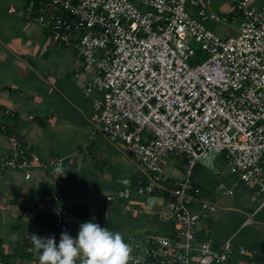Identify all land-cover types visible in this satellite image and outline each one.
I'll return each mask as SVG.
<instances>
[{"label": "built area", "instance_id": "1", "mask_svg": "<svg viewBox=\"0 0 264 264\" xmlns=\"http://www.w3.org/2000/svg\"><path fill=\"white\" fill-rule=\"evenodd\" d=\"M211 1L20 0L7 7L39 23L48 46L72 48L86 68H95L83 85L93 100L94 132L128 144L139 170L133 185L106 200L132 192L165 200L160 217L170 234L128 235L133 264H221L236 251L260 264L262 252L234 236L219 244L197 238L199 218L219 208L194 182L197 165L217 170L220 156L229 173L264 196V0H231L233 12L222 19L239 17L240 23L237 35L226 38L205 24ZM194 41L207 53L203 62H190ZM1 134L10 153L0 158V179L10 170L28 179L35 169L91 158L94 135L65 157L38 160L13 128L0 126ZM171 154L184 157V176L168 185ZM195 203L200 212L191 209ZM22 211L28 221H51L57 229L72 214H90L83 205L39 193Z\"/></svg>", "mask_w": 264, "mask_h": 264}, {"label": "crops", "instance_id": "2", "mask_svg": "<svg viewBox=\"0 0 264 264\" xmlns=\"http://www.w3.org/2000/svg\"><path fill=\"white\" fill-rule=\"evenodd\" d=\"M11 3L18 5L20 0H0V126L20 134L31 156L38 160L65 157L81 142L92 135L94 138L91 158L74 163L66 160L63 167L69 170L65 176L56 178L54 168H49L33 170L28 179L22 171L10 170L0 179V249L4 254L0 264H38L32 234L55 236L58 245L63 231L76 238L80 224L87 221L119 232L124 239L130 234H170L168 223L160 217L165 208L160 196L132 192L129 197L106 200L115 190L133 185L139 170L128 144L94 132L93 100L83 93V85L87 76L96 74L95 68H86L72 48L48 46L39 23L7 12ZM7 110L14 111L15 116ZM9 153L7 137L1 134L0 158ZM178 157L182 160L173 168L183 172L184 157ZM201 166L197 167L194 182L219 208L206 210V216L199 218L198 240L210 238L219 244L234 236L237 244L260 250V264H264V196L237 177L226 184L220 174L221 181L198 178ZM183 176L168 175L166 184ZM229 189L232 193L227 192ZM35 193L58 195L61 201L87 207L90 214H72L64 227L46 230L23 216V206ZM191 209L201 211L197 203ZM20 244H25L24 255L15 254ZM233 259L237 264H249L237 251L226 263Z\"/></svg>", "mask_w": 264, "mask_h": 264}, {"label": "clouds", "instance_id": "3", "mask_svg": "<svg viewBox=\"0 0 264 264\" xmlns=\"http://www.w3.org/2000/svg\"><path fill=\"white\" fill-rule=\"evenodd\" d=\"M68 170L61 163L53 172L58 178ZM31 242L38 264H77L78 260L79 264H129L132 260L133 248L123 236L93 221L81 223L76 238L63 231L58 245L55 236L32 234Z\"/></svg>", "mask_w": 264, "mask_h": 264}, {"label": "rangeland", "instance_id": "4", "mask_svg": "<svg viewBox=\"0 0 264 264\" xmlns=\"http://www.w3.org/2000/svg\"><path fill=\"white\" fill-rule=\"evenodd\" d=\"M260 1L262 0L254 1V5L260 3ZM208 12L210 16L205 21V24L208 28L212 29L215 33H217L222 38L237 35L238 25L240 23L239 17H232V18H228L227 20L222 19V16L224 14L230 15L233 12V4L231 0H212L211 3L208 5ZM192 46L195 48L196 54L193 56L190 62L191 63L203 62L207 57L206 51L202 49L201 44L199 42H195V41L192 42ZM181 160H182L181 157L173 156V154L166 157V165H165L166 174L169 175L170 177L180 176L181 173L183 172L178 169L174 170L173 167L175 165V162L177 163V162H180ZM214 165H216V168H217L216 172L211 170L210 168L212 167H210L209 165H207L206 167L201 166L199 170L198 178L205 177L208 180H214V181H221L222 178H226V181L224 182V184H226L228 181H230L232 177L233 178L237 177L236 174H233V173L231 174L226 170V163L224 160H222L220 156H218V158L215 160ZM219 174L224 177L220 178ZM221 184L223 183L221 182ZM262 196L263 194H260V197ZM226 262L221 263V264H225ZM226 264H237L236 259H233L232 261Z\"/></svg>", "mask_w": 264, "mask_h": 264}, {"label": "trees", "instance_id": "5", "mask_svg": "<svg viewBox=\"0 0 264 264\" xmlns=\"http://www.w3.org/2000/svg\"><path fill=\"white\" fill-rule=\"evenodd\" d=\"M201 164H199V165H197V167L198 166H200ZM197 167H196V170H197ZM38 224H40V225H42V227L44 228V229H46V230H52V229H56V227L52 224V222L51 221H42V223H38ZM25 244H20V245H18L17 246V250H15L16 252H15V254H17V255H24V249H23V246H24ZM19 250V251H18ZM26 255V254H25ZM28 255V254H27ZM0 257H4V254H3V250H1L0 249Z\"/></svg>", "mask_w": 264, "mask_h": 264}]
</instances>
